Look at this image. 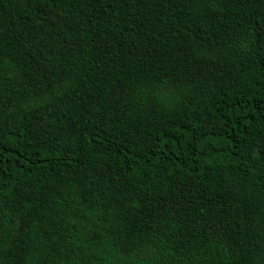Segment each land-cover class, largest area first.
Segmentation results:
<instances>
[{
    "label": "trees",
    "instance_id": "16d2710c",
    "mask_svg": "<svg viewBox=\"0 0 264 264\" xmlns=\"http://www.w3.org/2000/svg\"><path fill=\"white\" fill-rule=\"evenodd\" d=\"M0 264H264V0H0Z\"/></svg>",
    "mask_w": 264,
    "mask_h": 264
}]
</instances>
